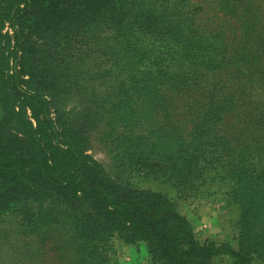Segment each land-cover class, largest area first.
Instances as JSON below:
<instances>
[{
	"label": "trees",
	"instance_id": "16d2710c",
	"mask_svg": "<svg viewBox=\"0 0 264 264\" xmlns=\"http://www.w3.org/2000/svg\"><path fill=\"white\" fill-rule=\"evenodd\" d=\"M0 95V225L61 226L69 264H104L114 237L164 264L214 254L166 195L88 154L94 129L138 171L264 193V0H0Z\"/></svg>",
	"mask_w": 264,
	"mask_h": 264
},
{
	"label": "rangeland",
	"instance_id": "374dc122",
	"mask_svg": "<svg viewBox=\"0 0 264 264\" xmlns=\"http://www.w3.org/2000/svg\"><path fill=\"white\" fill-rule=\"evenodd\" d=\"M7 30L8 24L4 31ZM89 47L91 45L85 46L84 52ZM76 94L72 92L67 96L59 92L56 99L68 103V109H72L71 100ZM4 110L0 95V115ZM86 113L80 112L79 124ZM102 132V128L93 130L86 143L88 154L131 186L166 195L190 222L197 244L212 247L214 254L208 255V264H264L263 217L252 219L246 205H255L258 213L264 216L263 192L236 193L234 178L223 179L215 173L217 169H209L204 175L181 185L168 167L158 173H152L149 168L138 171L134 164L136 157H132L129 146L124 148L126 143L117 142L114 133ZM250 182L251 178L245 177L247 187L251 186ZM62 230L61 226H55L25 232L15 225H0V264H69L65 259L70 256L68 252L73 254L69 248L75 240L71 243ZM106 251L104 264H164L150 253L146 241L129 244L114 237ZM76 260L77 264H89L81 263L78 257Z\"/></svg>",
	"mask_w": 264,
	"mask_h": 264
}]
</instances>
